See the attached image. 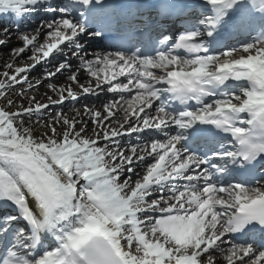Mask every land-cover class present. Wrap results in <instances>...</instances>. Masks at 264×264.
<instances>
[{
  "label": "snow or ice",
  "instance_id": "snow-or-ice-1",
  "mask_svg": "<svg viewBox=\"0 0 264 264\" xmlns=\"http://www.w3.org/2000/svg\"><path fill=\"white\" fill-rule=\"evenodd\" d=\"M3 14L20 43L0 71V264H264V0H162L143 28L105 0ZM108 34L115 50L89 56L82 39ZM44 80L57 99L7 110ZM101 93L77 111L91 134L64 113L39 136L24 123Z\"/></svg>",
  "mask_w": 264,
  "mask_h": 264
},
{
  "label": "bare ground",
  "instance_id": "bare-ground-1",
  "mask_svg": "<svg viewBox=\"0 0 264 264\" xmlns=\"http://www.w3.org/2000/svg\"><path fill=\"white\" fill-rule=\"evenodd\" d=\"M60 2V1H59ZM2 23H5V21H1ZM33 26H35V24H33ZM41 40H43V37H41ZM14 43L13 44H15V43H18L19 41L16 39V38H14V40H12ZM87 44H88V47H86L85 48V50H86V52L88 53V55L89 56H91L92 55V53H94V52H102V51H100L99 49H91V47H92V45H94V46H98L99 45V42H98V44H97V41L95 40V39H93V40H91V41H88L87 42ZM91 49V50H88V49ZM31 53H29V55H30ZM59 59V57H56V58H52L51 59V64H49L47 67H49V68H51L53 65H55L56 63H57V60ZM8 62H11V56H10V54L9 53H2L1 52V50H0V71H3L4 70V65L6 64V63H8ZM28 62V61H27ZM30 63H31V61H29ZM17 64H19V63H21V61H17L16 62ZM45 71V66L44 65H38L36 68H35V70L31 73V75L29 76V79L30 80H36V79H39L40 77H39V75H34V74H37V72H41V74L43 73ZM63 81L64 83H62V84H60V83H58V85H63V84H65V83H68V81L66 80V75H58L56 78H55V80H54V82H57V81ZM80 81H81V83H84V81H85V75L84 74H80ZM47 83H48V81L47 80H44L41 84H40V86L38 87V88H33V89H29L28 91H27V94H26V96L27 95H31L32 97H35V100L36 101H39V102H42V99H46V97H45V93H47L48 95H50V96H52L53 97V99H57V98H55L56 96L55 95H53V93L47 88ZM25 88H27V85H25ZM73 89L75 90V91H78V89L75 87V85H73ZM31 97V98H32ZM110 97H107V96H105L104 94H100L99 96H91V95H89V96H85V97H83V98H81V99H78V100H76V101H72V104H81L82 102H83V100H86V101H88V100H92V104H94V105H92V106H88V107H94V108H96L97 110H101V102H106L105 100H108ZM82 100V101H81ZM42 103H48V101H45V102H42ZM100 105V106H99ZM34 107V106H33ZM60 107V105H58L56 108H59ZM54 107L51 105V106H49L47 109H49V114L47 115V116H45V114H43L42 116H45L46 118L47 117H49V116H51V114H52V112H53V110H55V109H53ZM79 110V109H78ZM77 110V111H78ZM83 110L84 109H80V113H83ZM43 111V110H42ZM42 111L39 113V114H33L32 115V117H31V119H33L34 121H35V123L40 119V118H45V117H41L40 116V114H42ZM45 112H47V111H45ZM67 113H70V112H67ZM67 115H71L70 117H75L77 120H81V119H83L84 121H87L88 123H87V127H88V134H91V130H92V128H93V124L91 123V121L89 120V118H88V116L87 115H80V117L79 116H76V115H72V114H67ZM34 123V124H35ZM81 125H79L78 124V128L80 127ZM132 142H135L134 141V139L132 138L131 140L128 138V137H125L124 138V141H123V143L125 144V145H127V144H129V143H132ZM1 210H3V209H1L0 208V211Z\"/></svg>",
  "mask_w": 264,
  "mask_h": 264
},
{
  "label": "rangeland",
  "instance_id": "rangeland-1",
  "mask_svg": "<svg viewBox=\"0 0 264 264\" xmlns=\"http://www.w3.org/2000/svg\"><path fill=\"white\" fill-rule=\"evenodd\" d=\"M9 27H11V25H9ZM4 28H8V26H2V25L0 26V30H2ZM14 38H16L15 34L13 35V38L9 41V43H8V45L6 47H0V50H1L2 53H4V52L5 53H9L10 48H12L14 46H19V43L20 42L13 44L14 42L12 40H14ZM26 55H29V53H27ZM28 63H30V62L28 61ZM34 75H39V77H40L41 76V72H37V74H34ZM0 79H3V77L0 76ZM55 83L62 84L64 82L59 80V81H57ZM19 91H20V88L19 87H16L14 89V91H10V92L7 93L8 98H10V99H12V100L15 101V104L11 108H8L7 110H9V111H15L17 109V106H19V105H23L24 107H29L30 106L29 105V101H30V99H31L32 96L31 95H27V96H23V97L22 96H18L17 93ZM55 98H57V97H55ZM45 101H47V99H45V98L42 99V102H45ZM91 102H92L91 99L88 100V101L83 100V102L81 104H77L76 103L75 105L72 104L71 102H69V103L68 102L67 103L64 102L63 104L60 105L59 108H56L57 106L52 105L54 107L53 109H55V108L56 109L53 110L51 116H49V117L46 118L45 116H47L49 114V109H44L42 111V114H40V116L41 117H45V118H40L35 123V121L33 119H30L29 120V118L27 116H25L24 117V123H25L26 126H31L33 128L34 135L39 136L43 131H45V129L42 127V125L44 123L51 122L52 119L54 117H56L58 113L72 114V115L78 116L77 115V110L79 109L78 111L80 112V109H84V106L85 105H87V106L94 105ZM6 103H7V101L5 99H0V106H4V105H6ZM31 106H34V104L31 105ZM45 111H47V112H45ZM67 112H70V113H67ZM43 114H45V116H42ZM68 116L70 117L71 115H68ZM58 131H60L59 128H58Z\"/></svg>",
  "mask_w": 264,
  "mask_h": 264
}]
</instances>
